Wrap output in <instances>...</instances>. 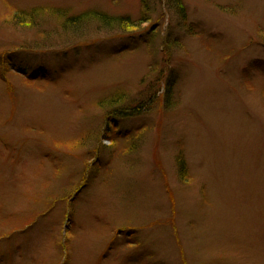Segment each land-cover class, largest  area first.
Listing matches in <instances>:
<instances>
[{
  "label": "rangeland",
  "instance_id": "obj_1",
  "mask_svg": "<svg viewBox=\"0 0 264 264\" xmlns=\"http://www.w3.org/2000/svg\"><path fill=\"white\" fill-rule=\"evenodd\" d=\"M169 1L0 0V264H264V0Z\"/></svg>",
  "mask_w": 264,
  "mask_h": 264
},
{
  "label": "bare ground",
  "instance_id": "obj_2",
  "mask_svg": "<svg viewBox=\"0 0 264 264\" xmlns=\"http://www.w3.org/2000/svg\"><path fill=\"white\" fill-rule=\"evenodd\" d=\"M177 2H179V4H176ZM42 5V4H41ZM174 5L176 6V8L178 9V11H174V13H176L177 15H179V17L180 18H182L183 20L184 19H186V9H185V7L182 5V3L180 2V0H177L175 3H172V2H170L169 1V4H168V6L169 7H171V8H173L174 7ZM178 5V6H177ZM60 6H62V5H60ZM60 6H54V7H52V6H48V7H44L43 5L42 6H39V7H36V8H32V9H30V12L29 13H31L32 15H35V14H38V15H42L43 13H45V15H48V16H50V14H53V15H57L58 17H59V19H56L57 21H56V23H58L59 25H61V27H62V25L63 24H61V23H59V22H62V21H65V20H68V19H72V21H76V22H79V21H81V17L82 16H79L78 14H80V12L82 13V11H79V12H74L75 10H73V11H69V12H66L65 14H63L62 13V11H66L67 9L66 8H62V7H60ZM49 7H51V8H49ZM147 11V10H146ZM83 12H85L84 13V16L88 13V12H95V13H99V11L98 10H93V8H91V10H86V11H83ZM147 13V16L149 17V12H144V14H146ZM161 14V13H160ZM64 17H63V16ZM140 15H142V14H140ZM51 18L52 19H55V16L53 17V16H51ZM14 19H16V18H14ZM112 22H113V24H116V26L114 27L115 29H118V30H122V31H125V29H123L125 26H127V24H125V23H121V22H118V20L116 19H110ZM59 21V22H58ZM20 23V22H19ZM65 23H67V22H65ZM73 23H75V22H73ZM18 24V23H17ZM100 25L102 26L103 24L102 23H100ZM69 27H71V26H69ZM193 26H191V25H188L187 26V28L189 29L188 31L190 32L191 31V28H192ZM147 32H148V34L147 35H149V32L151 33V31H149V30H147ZM131 47V46H130ZM117 51H119V50H117ZM128 51V50H127ZM157 78V77H156ZM156 81V80H155ZM137 82V84L138 85H141L143 88H141L143 91H145V90H149V82H143V81H136ZM105 84H107V83H105ZM105 84H102V85H105ZM136 84V83H135ZM102 85H100V86H102ZM157 87H158V89L160 88V83H157ZM99 89H101V88H99ZM165 93H167V88H166V90H165ZM146 94H148V93H145V95ZM115 95H117V97L116 98H118L119 96H118V94H115ZM144 95V96H145ZM54 97H56V96H54ZM81 97H82V95H79V96H77L76 98H75V101H77V103L79 104V103H81L80 102V100H81ZM165 99H167L168 100V98H166V95H165ZM165 99H164V101H165ZM55 100H56V98H55ZM149 101V100H148ZM124 103L123 102H121L119 105H116L115 107H119V106H122ZM129 105H134L133 103H131V104H129ZM147 105V104H146ZM144 107V106H143ZM103 109V110H105L104 109V107L101 105V104H96L95 105V109ZM131 107H129V108H127V110H125V112L126 113H124V109L123 110H121V111H119V114L117 115V113H114V115L115 116H119V117H124V116H126V115H140L139 113L142 111V110H140V109H130ZM145 109H147V108H145ZM164 109H165V107H164ZM87 109H82V114H87ZM127 111H130V112H128L127 113ZM80 112V113H81ZM128 116V117H129ZM33 127H31V128H37V126L36 125H32ZM107 130H110V129H106L105 130V134L107 133ZM98 134H99V132H98ZM82 136H85V135H83L82 134ZM89 138V137H88ZM95 144H96V142H95ZM98 145H99V143H98ZM102 146V144H101V142H100V147ZM77 147V146H76ZM78 148V147H77ZM99 149V148H98ZM49 155V153L47 154V156ZM89 167V166H88ZM88 170V172H89V174L90 173H93V174H97L98 176H101V170H100V166L99 165H95V166H93L92 168H88L87 169ZM100 174V175H99ZM89 175H87V177H88ZM79 185H81V183L79 182ZM76 190V189H75ZM74 190V191H75ZM70 193V192H69ZM76 191L75 192H73V193H71V196L69 197V199L68 200H66V205H70V204H73V203H75V199L76 198H78V197H81V194L82 193H80V192H77L76 194ZM71 218V217H70ZM69 216L68 217H66V220H65V224L67 225V223H69ZM72 221V220H71ZM63 222V221H62ZM62 222H61V225H62ZM60 225V228H59V231H60V233H61V235L63 234V237L65 236V235H67V227H62ZM129 232H130V230H128Z\"/></svg>",
  "mask_w": 264,
  "mask_h": 264
},
{
  "label": "trees",
  "instance_id": "obj_3",
  "mask_svg": "<svg viewBox=\"0 0 264 264\" xmlns=\"http://www.w3.org/2000/svg\"><path fill=\"white\" fill-rule=\"evenodd\" d=\"M175 1V0H174ZM173 1V2H174ZM177 1V0H176ZM104 17V16H103ZM104 18H106V17H104ZM97 19H98V21H99V23L101 22L103 25V27H109V28H114L115 26H116V24H113V22L109 19V18H106V20L105 19H103L102 18V16H98L97 17ZM114 20V19H113ZM116 20V19H115ZM118 20V19H117ZM118 22H120L119 20H118ZM121 23H124V22H121ZM114 26V27H113ZM160 80H162V79H160ZM162 83H164V82H161L160 83V85L162 84ZM165 86H166V88H167V85H166V83H165ZM160 89V88H159ZM158 89V90H159ZM119 97L118 98H116L117 97V95H114V97H112V98H109V99H107V100H109L107 103L109 104V105H107V106H105V104L104 105H102L103 107H106V109L108 110V109H111L112 108V113H117V115L119 114V111H121V110H123L122 109V107L121 108H116L115 106L116 105H119L120 103H121V99L123 98L121 95H118ZM143 106H145V105H143ZM130 109H135V107L133 108V107H131ZM137 109H140V107L138 106L137 107ZM124 111V113H126L125 112V109L123 110Z\"/></svg>",
  "mask_w": 264,
  "mask_h": 264
}]
</instances>
